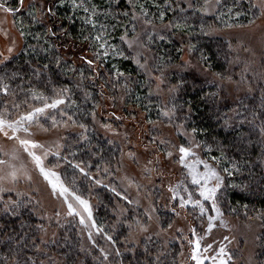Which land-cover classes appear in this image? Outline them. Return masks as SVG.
<instances>
[{"label":"trees","instance_id":"obj_1","mask_svg":"<svg viewBox=\"0 0 264 264\" xmlns=\"http://www.w3.org/2000/svg\"><path fill=\"white\" fill-rule=\"evenodd\" d=\"M46 1V9L40 11V16L43 13L45 16L41 18L32 13L23 19V49L11 58L0 61V77L11 78L13 73L17 74L14 78L4 80L10 88L7 95L0 93V104L6 101L5 98L15 103L32 102L33 92L53 97L60 89H71L69 94L75 106L70 110V114H73L77 124L87 126L91 146L102 148L104 159L96 160L93 157L89 160L86 154H82L83 148L77 147H65L62 156L72 163H80L82 160L98 163L101 169L108 168L109 173L118 165L123 150L120 144L99 132L94 123L105 97L109 95L114 104L118 102L119 97H124L127 105L125 104L123 109H127L129 105L139 107L141 113L146 114L147 120L161 118V99L154 96L152 81L148 80L146 74L134 63L132 53L121 37L125 32L129 33L138 27L136 16L137 13L142 15L141 9L148 11L147 19L152 24L171 23L173 30L154 33L150 40L147 36L144 39L154 58V73H163L164 79L174 88L180 85L171 94L169 105L176 106V122L188 131L197 129L193 136L196 142L202 144L198 153L200 160L206 161L210 166H217L222 172L224 184L218 193V203L223 214L262 218L263 229L259 235L257 259L259 264H264V132H261L264 128V95L255 92L240 98L232 97L216 82L207 80L194 70L181 68L182 46L177 34L193 47L192 56L197 58V61L219 75L228 73L233 56L229 42L223 37L206 32L221 25L220 15H206L196 7L187 8L178 0H86L89 8L95 6L98 12L102 15L104 13L105 25L109 24L112 29V32L108 29V35L123 52L122 56L111 59L103 55L97 58L93 49V38L96 34H92L95 29L88 22L89 16L84 15V11L74 10L64 0L63 3L61 0ZM169 4L171 8L168 7ZM219 4V13L229 9L234 10L233 13H240L241 17L237 21L240 23L236 22L237 25L250 23L260 16L259 8L251 0H221ZM49 8L53 12L51 15L47 13ZM33 9L35 10L34 7ZM180 9L184 11L181 12ZM161 12L165 13L163 19L160 17ZM26 14L28 12L24 15ZM142 19L145 21V17ZM177 24L178 28L175 27ZM161 36L164 39H160ZM89 60L93 62L91 65L87 63ZM44 65H48L47 69ZM33 68H38L40 74H34ZM19 85H22V88L18 87ZM85 92L89 93L87 99ZM81 132H73L66 145H72ZM221 149L224 150V159L218 161L230 165V176L223 171L224 168L218 161L212 159L220 157ZM72 152L77 153L75 158L71 156ZM233 162L238 164V171L232 170ZM61 165V175L65 183L68 184L74 179L75 184L69 186L93 201L94 218L104 230L101 232L103 236L96 237L91 250L86 252L84 258L78 230L69 225L63 227L57 240L43 246L40 251L41 224L35 204L29 197L9 194L0 202V225H6L0 233V264H136L137 260L140 264H182L181 259L185 254L181 241H169L166 245L157 237L151 236L150 239L141 240L137 247L131 245L126 249L125 239L129 232L123 220L115 223L117 210L119 211L120 204L124 203L128 214L127 221H132L135 216L133 211L136 212L138 208H135L129 199H123L114 178L107 181L108 173L98 172L95 167L86 169L89 176H95L102 181V185H107L104 187L96 185L78 170L74 171L62 159ZM163 185L162 192L168 193L171 202L163 203L160 217L164 225L168 226L174 223L173 218L177 215L169 211V207L172 203L178 204L177 200L172 199L170 188L178 183L170 175ZM189 186V183L186 184L185 196L188 197V193H191L193 199H199L200 196L194 192V188ZM113 187L120 193L119 196L111 191ZM155 192L156 198L159 191ZM11 201L23 202V206L18 210L19 218L3 211L5 205ZM186 209L189 214L183 215L188 225L190 224L189 227H195L197 222L201 227L205 225V214L202 216L198 207ZM210 212L211 208L208 209V215ZM20 220L25 222L23 229L20 228ZM9 233H13L10 242L7 240ZM17 236L22 238L18 241ZM107 236H112L115 244L110 242ZM145 248L148 249L147 253ZM101 249L107 253V259H104ZM116 249L120 250V256L116 255ZM44 250L49 251L51 255H45Z\"/></svg>","mask_w":264,"mask_h":264},{"label":"rangeland","instance_id":"obj_2","mask_svg":"<svg viewBox=\"0 0 264 264\" xmlns=\"http://www.w3.org/2000/svg\"><path fill=\"white\" fill-rule=\"evenodd\" d=\"M251 1L259 8L260 16L250 23L237 25V23H240L237 22L241 17L240 13H233L234 10L232 9L221 10L220 13L217 12L221 0H178L180 4L186 5L187 8L196 7L201 10V13L206 15H220L221 25L214 26L206 32L226 39L233 55L228 73L219 75L211 71L208 66L197 61V58L192 56L193 47L185 43L181 35L177 34L182 46L181 68L196 71L207 80L216 82L227 95L236 98L255 92L264 95V0ZM64 2L69 3V6L72 7L71 0H64ZM83 2L88 7L86 0H83ZM0 4H4V8H0V61H5L16 55L24 47L23 19L32 13H36L37 17L42 18L45 14L43 13L40 16V11H44L48 3L46 0H23L22 8L20 0H0ZM33 7L35 10H32ZM8 8L16 9V11H7L6 9ZM73 9L80 12L84 11L82 8ZM143 10L146 13L148 12L145 9ZM25 12H28V14L24 15ZM84 13L95 23V27L91 23L92 28L95 29L92 34H96L93 38L95 54L101 53L102 55L106 51L108 53L106 58L119 57L120 55L117 52H121V49L119 50L116 41L108 35V29L110 32H112V29L109 24L105 25L104 13L102 15L97 11L95 16H92L90 12L86 13L84 11ZM144 17V15L137 13L136 21L138 22V27L129 33L125 32L122 37H124V42L132 53L134 63L146 74L148 80L152 81L154 96H158L161 99V118L155 120L148 118L147 120L146 114L141 113L138 109L139 107L129 105L127 109H123L126 104L124 97H119L118 102L114 104L113 99L107 95L104 103L99 107V115L94 121L97 130L120 144L123 150L118 165L113 168V171L108 173L107 181L110 178H114L121 196H126L127 200L129 199L131 204L138 208L136 212L133 211L135 216L132 221H127L128 214L124 203L120 204L119 211L117 210V221L115 223L117 224L119 220H123L129 232L125 239L127 243L125 248L127 249V246L131 245L137 247L141 240L151 236L157 237L166 245H168L169 241H181V247L185 254L181 259L182 264H196V261L191 258L194 247L191 242L199 238L201 243L199 254L202 258L216 255L219 248L223 246L227 254L224 257L227 260V264H259L257 259L258 242L259 235L263 229V220L260 216L245 217L243 215L239 217L229 214L224 215L222 212L220 219L224 221V224H221L220 219H217L214 222V227L209 231L208 213H206L204 226L201 227L200 223L197 222L195 227H189L190 224L188 225L183 214H189L186 208L193 206L191 204L180 206L179 199H177L178 204L172 203L169 207V211L175 208V213H177V217L173 218L174 223L171 224V228L165 226L161 220L160 211L161 207L163 208V203L171 202L168 193L162 192L164 189L163 184L170 175L182 189H185L186 184L189 183L197 195H199L200 187L192 183L190 170L180 163L179 153L177 148L174 147V145L180 144L188 146V141L193 140L195 137L191 130H186L182 124L174 120L175 114L171 115L170 113V117L162 115L163 112H170L172 109V106L169 105V99L171 94L174 93L172 91L174 87L167 79H164L163 73H159V75L154 73V58L144 41L146 36L150 40L152 34L169 32L173 30L174 26L171 23L148 24L143 21L142 18ZM228 22L229 24H227ZM101 25L104 26L103 29H101ZM97 35L104 36V40L97 42L95 39ZM128 41L132 42V47L128 46ZM105 42L109 47L101 49L100 43ZM137 61L143 67H140ZM57 94L50 98H58ZM5 100L2 105L0 104V111L11 114L6 116V119H16L20 114L42 106V102L39 100L24 103H15L7 98ZM71 100L73 101L72 97ZM14 104L19 105V107L12 108L11 106ZM69 106L70 110H72L75 102H69ZM70 110H68V115H71ZM62 111H65V105L59 106V111L47 110L51 115L48 119L41 118L38 123H33L29 129L30 134L20 132L17 135L21 139L38 141L52 153L58 150L62 155L65 145L71 140V134L82 131L76 120L75 123H66L61 118ZM52 117L57 120L55 127L52 126ZM105 125L108 127H105ZM5 132H7V136H5ZM180 133L184 135H180ZM12 135L13 132L10 128L5 127L0 130V160L8 162L0 165V176H4V179L0 181V202L9 194L29 197L33 201L41 224V226L39 225L40 251L43 250V246H48L58 239L63 227L69 225L76 227L82 240V251L85 258L86 252L91 250L96 237L99 235L103 236L101 233L103 229L94 218L93 201L84 197V199L89 200L92 206V216L101 229L100 231L91 227V221L88 220L87 213L83 212L82 207L77 206L71 197H69L68 202H72L80 214L69 212L64 198L53 193L49 181L39 172L32 158L24 151L23 146L17 140L9 138ZM161 141L166 142L164 146H161ZM54 145H60L61 147L57 149ZM195 151L197 156L201 157L198 155L200 149H195ZM168 152H171L172 155L168 156ZM37 154H40L39 150H37ZM13 155L17 157L15 160L12 159ZM195 159V157H187L186 163L192 164ZM218 162L220 166L222 165L223 168H228L231 171L229 164ZM9 164H15L17 168L21 169L15 180L7 175L11 171ZM44 165L47 169L60 173L61 180L65 183L61 175V159L56 155H49L44 159ZM201 168L203 166L198 165L196 170L202 172L203 169ZM213 168L222 176V172L219 171L217 166ZM70 190L73 189L70 187ZM155 190L159 191V195L156 198ZM180 195H183L185 199L188 198L185 196L186 191L181 190ZM209 205L210 202L207 205L208 209H210ZM81 215L85 217L84 224L80 223ZM210 215H215V213L210 212ZM149 216L151 217L150 219ZM141 225L147 228L146 232L141 231ZM193 230H195V236L193 235ZM89 234H91V238H89ZM225 237L228 239L225 240ZM208 245L212 247L205 251L204 249ZM44 254L51 255L49 251L45 250ZM205 264H212V261L205 259Z\"/></svg>","mask_w":264,"mask_h":264},{"label":"snow or ice","instance_id":"obj_3","mask_svg":"<svg viewBox=\"0 0 264 264\" xmlns=\"http://www.w3.org/2000/svg\"><path fill=\"white\" fill-rule=\"evenodd\" d=\"M63 3V0H61ZM71 4L73 8H82L86 13H91L92 16H95L97 14L95 6H92L91 8L86 7L83 0H71ZM20 6L21 8L23 7V0H20ZM169 8H171V4L168 5ZM177 7H179L177 5ZM0 8H4V4H0ZM7 11L10 12H15L16 9H11L8 8L6 9ZM181 12L184 11V9H180ZM48 13L51 15L53 14L52 9H48ZM142 15L145 16V23L150 24L151 21L147 19V13L144 12L143 9H141ZM127 15V13H125ZM165 13L161 12L160 17L161 19L164 18ZM33 19H35V16L33 14ZM89 23L93 24V27H95L94 21L89 19ZM175 27H179V24L175 25ZM104 26L101 25V29H103ZM160 39H164L163 36L159 37ZM97 42H100L101 40H104V36L102 35H97L95 37ZM122 40H124V37H121ZM128 46L132 47V42L128 41ZM109 45L105 43H100V48L101 49H106L108 48ZM11 51V49H9ZM107 52H103V56H107ZM119 55H123V52H117ZM101 53L97 54V58H100ZM89 65H91L93 62L91 60L87 61ZM137 64L139 65V61H137ZM140 67H143V65H139ZM45 69H47L48 65L43 66ZM32 72L36 75H39V69L38 68H33ZM17 74L13 73L11 78H14ZM117 75H122L121 73H117ZM11 79L10 77H0V93H3L7 95L9 93V88L10 85L5 83V79ZM159 79V78H158ZM183 83V82H181ZM18 87L22 88V85H19ZM78 87V86H77ZM180 85H177L175 88L172 89V91H176ZM71 92V89L69 88H63L60 89L58 92V98L56 99H51L50 97H45L43 94H37L35 92L32 93V98L34 100H39L42 102L41 107H35L30 111H27L26 113H22L18 116L16 119H6V116H10V113L2 112L0 111V130L3 128L7 127L10 128L13 132V135L9 137L10 139L17 140L20 145L23 146L24 151L28 153V155L32 158V161L34 162L35 166L38 168L39 172L47 179L51 185V189L53 190V193L55 195H58L60 197H63L65 202L67 203V207L70 213L76 212L77 215L80 213L77 212V208L74 207V204L69 201V197H71L72 201L75 202L77 206L82 207L83 212L87 213V218L89 221H91V227L97 228V231H100L101 229L99 226L96 224L95 220L93 219L92 216V206L89 203V200L84 199V197L80 194H77V191L70 190L69 185H74L75 180L73 179L72 181L68 182V184L64 183L61 180L60 173L56 172L55 170L52 169H47L44 165V159L49 156V155H56L59 159H62L67 163L74 171L78 170L84 177L92 180L95 182L96 185H102V181L100 179H97L95 176H89V171L86 169L90 170L91 168L95 167L98 172H103V174L108 173V168H103L101 169L100 164L98 163H89L88 161H81L80 163H72L70 160H68L66 157L62 156L60 152L57 150L55 153H52L49 149H46L43 144H41L38 141L31 140V139H21L19 135H17L20 132L30 134L29 129L32 126L33 123H38L41 118L48 119V117L51 115V113H48L47 110H58L59 111V106L65 105V111L61 112V118L65 120V122H71L75 123V119L73 115H68V110H70L69 102L74 103V101L71 100V96L68 95ZM89 96V93L85 92V98ZM12 108H18L19 105H12ZM176 111V106L173 105L172 109L170 112H163L162 115L165 117H170L171 115H174ZM94 117V113L92 114ZM57 125V120L55 117H52V126L55 127ZM225 126L227 127V121H225ZM79 127L82 129V132L77 136V139L74 141L72 145H66L65 147H77V148H83V153L86 154L89 157V160H92L93 157H95L96 160H103V149L100 148L99 146H91V140L90 136L87 134L88 133V128L84 124H80ZM105 127H108L105 125ZM46 130V129H45ZM193 134L197 132V129L193 128L191 130ZM261 132H264V128L261 129ZM5 136H7V132L4 133ZM180 135H184L183 133H180ZM111 143V142H109ZM166 142L161 141L160 144L161 146H164ZM202 146L201 142H196L194 139L188 141V146H185V144H180V145H174V147L177 148V151L179 153V160L182 165L187 167L190 170V174L192 176V183L198 185L200 187L199 191V196L200 199L194 200L192 198V194L188 193V198L185 199L183 195H180L181 190L186 191V189H182L180 185H176L170 188V191L172 193V199L177 200L179 199L180 206H185L188 204H191L194 208L198 207L200 214L203 216L208 212V208L206 207V204H209L210 202V208L212 212L215 213V215H208L207 220H208V230L210 231L214 227V222L217 219H220L222 217V211L221 208L219 207L218 203V193L222 190L223 184H224V177L220 175V173L213 167H211L207 162L200 160L199 157L197 156V153L195 149H199ZM57 149L61 147L60 145H54ZM37 150H39L40 154H37ZM210 150V149H209ZM77 155L76 152H72L71 156L75 158ZM168 156H171L172 153L168 152ZM187 157H195L196 159L192 164L186 163V158ZM17 157L15 155L12 156V159L15 160ZM214 161H218L221 159H224V150L221 149V155L220 157H212ZM7 161L0 160V165L7 164ZM83 164V166H81ZM198 165L203 166V171H197L196 168ZM9 167L11 171L7 174L10 176L13 180H15L18 172L21 171L20 168H17L15 164H9ZM232 170L238 171L239 166L237 163L233 162L232 165ZM224 172H227L228 175H232V171H230L228 168L223 169ZM4 179V176H0V181ZM104 187H107V185H102ZM111 191L113 193H116L118 196L120 193H117L116 188L113 187L111 188ZM123 199L127 200V197L124 196ZM130 202V201H129ZM23 206V202H17V201H11L7 205H5L3 211L6 214H10L12 216H15L17 218L20 217V212L18 211L21 207ZM173 212H175V208L172 209ZM151 217L149 216V219ZM80 223L84 224L85 223V217L83 215L80 216ZM139 223V222H137ZM220 223L224 224V221L220 219ZM25 222L23 220H20V228L23 229L25 227ZM6 225H0V233L4 231V228ZM169 228H171V224L168 225ZM141 231L146 232L147 228L141 225ZM14 233V230H13ZM13 233H9L7 236V240L10 242L13 239ZM26 235V234H25ZM193 235L195 236V230H193ZM17 240L19 241L22 237L17 236ZM89 238H91V234H89ZM107 239L115 244V240H113L112 236H107ZM147 239H150L148 237ZM225 240L228 238L225 237ZM194 247H193V252H192V260L196 261V264H205V259H210L212 261V264H227V260L224 259L226 252L225 248L221 246L217 252L216 255L210 256L207 258H202L200 253L201 249V243L200 239L197 238L194 241H192ZM212 246L208 245L207 248H205V251H208ZM129 251H131L129 249ZM148 249L145 248V253H147ZM101 252L104 255V259H107V253H104V250L101 249ZM116 255L120 256L121 252L119 249H116ZM149 259H151L149 257ZM158 259V257H157ZM16 264H19V262H16ZM136 264H140V261H136Z\"/></svg>","mask_w":264,"mask_h":264}]
</instances>
